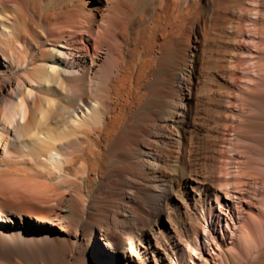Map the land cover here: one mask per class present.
<instances>
[{
	"label": "bare ground",
	"instance_id": "obj_1",
	"mask_svg": "<svg viewBox=\"0 0 264 264\" xmlns=\"http://www.w3.org/2000/svg\"><path fill=\"white\" fill-rule=\"evenodd\" d=\"M0 264H264V0H0Z\"/></svg>",
	"mask_w": 264,
	"mask_h": 264
}]
</instances>
